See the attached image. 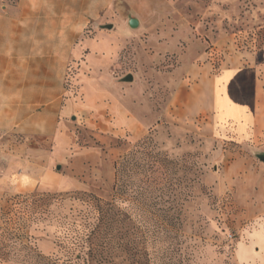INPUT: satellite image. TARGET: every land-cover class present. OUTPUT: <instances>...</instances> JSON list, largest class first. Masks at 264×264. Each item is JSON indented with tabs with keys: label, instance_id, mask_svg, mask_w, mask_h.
Segmentation results:
<instances>
[{
	"label": "rangeland",
	"instance_id": "374dc122",
	"mask_svg": "<svg viewBox=\"0 0 264 264\" xmlns=\"http://www.w3.org/2000/svg\"><path fill=\"white\" fill-rule=\"evenodd\" d=\"M232 63L264 74V0H119L80 29L55 136L0 129V227L19 235L0 264H264V123L238 138L204 114ZM94 197L115 219L96 257Z\"/></svg>",
	"mask_w": 264,
	"mask_h": 264
},
{
	"label": "crops",
	"instance_id": "0c3cea01",
	"mask_svg": "<svg viewBox=\"0 0 264 264\" xmlns=\"http://www.w3.org/2000/svg\"><path fill=\"white\" fill-rule=\"evenodd\" d=\"M118 5L119 0H16L0 9V129L55 136L63 77L79 31L108 20ZM261 73L256 64L232 63L215 74L204 114L216 133L245 138L264 123L258 113Z\"/></svg>",
	"mask_w": 264,
	"mask_h": 264
},
{
	"label": "trees",
	"instance_id": "16d2710c",
	"mask_svg": "<svg viewBox=\"0 0 264 264\" xmlns=\"http://www.w3.org/2000/svg\"><path fill=\"white\" fill-rule=\"evenodd\" d=\"M116 166L118 173L120 168L118 162ZM152 167L153 163L149 162L148 169L154 170ZM94 199L96 201V203H94V206L97 214H95L93 219L88 223V226L90 227V230L88 232V238L90 240L89 255H93L92 257H96L97 255L103 256L105 250L103 239L104 237H106V235H108L110 231L108 227H111L113 221H115L113 217L110 218L107 216L106 210L103 207L105 203L101 206V199H99L98 197H94ZM107 204L110 206L109 203ZM15 237H19V235H17V233H14V231H11L10 229H2L0 227V258L4 260H12L19 256V253L17 251H14L7 247V243H9V241ZM32 252L34 253V249L31 248L27 254H31Z\"/></svg>",
	"mask_w": 264,
	"mask_h": 264
},
{
	"label": "water",
	"instance_id": "95a60500",
	"mask_svg": "<svg viewBox=\"0 0 264 264\" xmlns=\"http://www.w3.org/2000/svg\"><path fill=\"white\" fill-rule=\"evenodd\" d=\"M129 24H130L132 27H137V26L139 25V19L136 18V17H132V18L130 19V21H129ZM112 26H113L112 24H108V25H106V27H108V28H112ZM124 80H126V81L133 80V75H132L131 73H129L128 75H126V76L124 77ZM261 158H262V160L264 161V154L261 156ZM58 167H60V165H59Z\"/></svg>",
	"mask_w": 264,
	"mask_h": 264
}]
</instances>
